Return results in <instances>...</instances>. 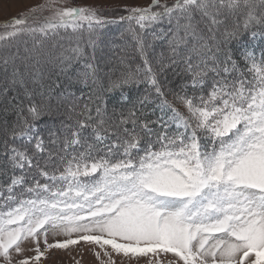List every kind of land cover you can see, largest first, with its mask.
<instances>
[{
    "label": "snow or ice",
    "instance_id": "snow-or-ice-1",
    "mask_svg": "<svg viewBox=\"0 0 264 264\" xmlns=\"http://www.w3.org/2000/svg\"><path fill=\"white\" fill-rule=\"evenodd\" d=\"M120 7L44 0L2 25L0 105L16 118L0 126V264L81 241L174 264H264V50L240 47L264 39V0L105 14ZM125 21L140 62L124 52L108 67L106 26ZM46 116L62 119L41 129Z\"/></svg>",
    "mask_w": 264,
    "mask_h": 264
},
{
    "label": "rangeland",
    "instance_id": "rangeland-1",
    "mask_svg": "<svg viewBox=\"0 0 264 264\" xmlns=\"http://www.w3.org/2000/svg\"><path fill=\"white\" fill-rule=\"evenodd\" d=\"M151 0H58V4L60 6H105L107 8H112L116 5H120V9L115 12H107L105 13L109 17L118 18L121 15H126L124 11V6H147L149 5ZM163 3L164 0H161ZM44 3V0H0V31H2V25L5 21L16 17L21 14L23 11H27L30 9V6L39 5ZM47 14V13H46ZM127 32V31H126ZM148 38V37H147ZM108 39V38H107ZM260 37H256L255 40H259ZM132 39H128L126 41H117V42H106L101 45L104 53L112 52V54L104 60H111V63L108 67H112L115 64L119 63V60L115 62L116 59H119V55L115 52L118 50L119 52L123 50L124 52L131 53V48H134V45L131 46ZM248 47L256 49L258 48L255 45V41L253 40ZM112 50V51H111ZM156 51H161L159 47L156 46ZM256 51V50H255ZM257 52V51H256ZM258 52L259 48H258ZM259 55V53H256ZM132 60L135 58L127 56V60ZM103 66V64L101 65ZM119 68L117 67V71ZM107 71V68L105 69ZM15 113L9 111L7 114L3 111V105H0V126H3L5 122L9 123L15 120ZM3 140V137H2ZM19 142L23 140H17ZM76 234H73L72 238H75ZM68 237L62 234L51 235L48 236L49 243L53 242V240H64ZM27 248L32 249L34 245H26ZM41 251H45V247L43 242L40 244ZM105 251L109 253L108 256L105 255ZM96 252L100 253V256L97 257L95 255ZM34 250H27L25 252L26 256H35ZM169 264V262L175 261V257L172 254L156 256L153 254H149L146 257L132 258V257H124L122 254H116L111 249V246H105L104 250H101L99 246L91 243H86L81 241L76 245L69 246L67 250L61 249H50L46 251L44 257H41V260L38 264Z\"/></svg>",
    "mask_w": 264,
    "mask_h": 264
},
{
    "label": "trees",
    "instance_id": "trees-1",
    "mask_svg": "<svg viewBox=\"0 0 264 264\" xmlns=\"http://www.w3.org/2000/svg\"><path fill=\"white\" fill-rule=\"evenodd\" d=\"M128 27V24L127 22H118L116 24H111V25H107L106 26V38L104 40V43L105 44L106 42H117V41H126L128 39H132L131 42V46L134 45V48H131L132 52L131 53H127L128 56L130 57H133L135 56V58L132 60V58L130 60H128L129 63H139L140 60H139V56L136 54L135 52V47H136V41L133 39V36L130 32H126V29ZM63 35V33H62ZM148 37V38H147ZM108 38V39H107ZM146 38L149 40V41H152V36L150 34V32H148L146 34ZM255 41V45L259 48V51L261 52V50H264V39H259V40H255V38H251L249 35H245L243 38H242V42H241V45L240 47H248V45L252 42V41ZM154 47H155V50H156V46L159 47V49L162 51L164 50L165 48V41L164 40H155L154 42ZM258 48H256L255 50L257 51L256 53H259L258 52ZM112 51V50H111ZM115 52L119 55V58L122 56V54L124 53L123 50H121L120 52L118 50H115ZM112 54V52H107V53H104V58H108L110 55ZM119 60V59H116L115 62ZM134 63H133V66H134ZM119 64V63H118ZM118 64H115L118 66ZM179 81H175L174 83H178ZM148 86L146 84H140L138 87L137 86H132L130 88H126L124 91H125V95L128 97L129 99V102H135L137 100V98L141 97L146 88ZM77 88H80L83 90V92L87 93L88 92V89L82 85H77ZM76 89H73V91H75ZM77 95H79V92H77ZM119 98V92H117L114 96V100L115 99H118ZM171 99V97H170ZM127 106H130V103L127 105ZM149 107H151V105H149ZM156 115H160L159 111L156 112ZM153 119H155V116L152 117ZM62 119V117H49V116H46L44 117V120L47 121V124L41 122L39 127L41 129H46L47 127L51 126V125H55V124H58L59 123V120ZM13 121L9 122V124H11ZM17 145L19 144H22V143H26V141H16ZM6 165V157L4 155V144H3V140H2V137H0V173H2L4 171V167ZM5 179V177L3 175H0V181H3ZM41 182H44L43 180Z\"/></svg>",
    "mask_w": 264,
    "mask_h": 264
}]
</instances>
